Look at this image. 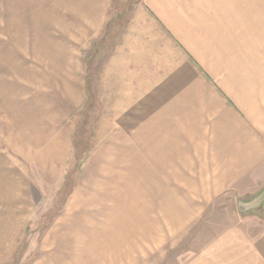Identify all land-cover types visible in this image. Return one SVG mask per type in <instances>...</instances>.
Returning <instances> with one entry per match:
<instances>
[{
    "label": "rangeland",
    "instance_id": "obj_1",
    "mask_svg": "<svg viewBox=\"0 0 264 264\" xmlns=\"http://www.w3.org/2000/svg\"><path fill=\"white\" fill-rule=\"evenodd\" d=\"M86 8L0 0V264H264V202L239 205L264 183L142 165L125 127L79 106L120 25L95 36Z\"/></svg>",
    "mask_w": 264,
    "mask_h": 264
},
{
    "label": "crops",
    "instance_id": "obj_2",
    "mask_svg": "<svg viewBox=\"0 0 264 264\" xmlns=\"http://www.w3.org/2000/svg\"><path fill=\"white\" fill-rule=\"evenodd\" d=\"M83 3L95 36L120 25L92 91L79 74V106L125 127L142 165L197 168L217 188L264 183V0Z\"/></svg>",
    "mask_w": 264,
    "mask_h": 264
},
{
    "label": "water",
    "instance_id": "obj_3",
    "mask_svg": "<svg viewBox=\"0 0 264 264\" xmlns=\"http://www.w3.org/2000/svg\"><path fill=\"white\" fill-rule=\"evenodd\" d=\"M264 202V190L253 200L249 202H240V208L242 211L250 210L260 206Z\"/></svg>",
    "mask_w": 264,
    "mask_h": 264
}]
</instances>
